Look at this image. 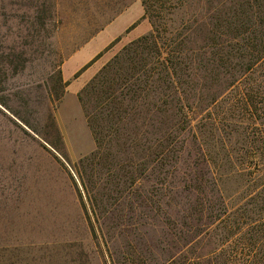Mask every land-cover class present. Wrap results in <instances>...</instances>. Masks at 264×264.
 <instances>
[{
	"label": "rangeland",
	"instance_id": "374dc122",
	"mask_svg": "<svg viewBox=\"0 0 264 264\" xmlns=\"http://www.w3.org/2000/svg\"><path fill=\"white\" fill-rule=\"evenodd\" d=\"M145 1L140 0L141 16L133 19L121 15L134 0H0V264H190L192 246L175 240L163 221L178 217L180 223L185 217L190 225V204L198 194L184 181L194 174L200 146L211 151L210 166L230 207L248 199L257 185L264 63L216 104L186 109L189 119L176 139L188 151L177 152L176 167H162V173H171L168 179L156 184L159 170L132 186L118 185L96 166L95 187L83 186L76 168L96 143L79 92L105 65L119 55L121 60L127 46L153 31L163 56L170 51L192 57L209 37L210 17L220 7L217 0ZM95 52L101 56L89 60ZM86 60L92 64L80 72ZM223 67L234 71L239 65L233 59ZM213 70L197 71L184 87L216 83L218 78H209ZM172 107L176 117V99ZM221 246L222 254L237 248L234 241Z\"/></svg>",
	"mask_w": 264,
	"mask_h": 264
},
{
	"label": "trees",
	"instance_id": "16d2710c",
	"mask_svg": "<svg viewBox=\"0 0 264 264\" xmlns=\"http://www.w3.org/2000/svg\"><path fill=\"white\" fill-rule=\"evenodd\" d=\"M217 3L220 7L210 17L209 37L204 45L192 51V57L170 51L163 56L153 31L127 46L121 60L119 55L105 65L79 92L96 143L95 150L79 160L76 168L85 189L88 190V184L95 187L96 166L100 172L105 170L108 181L118 185L132 186L139 177L142 182L159 170L153 178L155 183L168 179L171 173H162V167H176L177 152L188 151L185 141L179 145L176 139L177 129L183 128L189 119L186 109L192 104L195 109L202 103L216 104L244 75L264 63V0H217ZM225 36L231 39L229 43H225ZM100 56L101 53L97 54L94 60ZM233 59L237 60L238 69L223 67ZM91 64L92 61L80 72ZM208 66L215 69V75L209 78H218L216 83L184 87L186 78L196 79V72ZM59 79L62 82L61 75ZM175 99L176 117L170 113ZM257 134L260 145L254 161L259 172L255 177L257 185L246 194L248 199L233 207L222 196L223 183L210 166L211 151L200 146L202 153L195 156L191 166L194 174H187L189 181H184L190 193L198 194L190 204V225L183 216L180 223L178 217L170 220L167 216L163 221L174 230L175 240L182 246H192L190 264H230L239 259L244 260L243 264H264V133ZM114 147L117 149L113 150ZM134 166L135 171L130 169ZM141 195H144L142 186ZM204 195H212L213 199H205ZM205 202L209 205H204ZM83 204L86 206L84 201ZM233 241L237 248L222 254L221 245Z\"/></svg>",
	"mask_w": 264,
	"mask_h": 264
},
{
	"label": "crops",
	"instance_id": "0c3cea01",
	"mask_svg": "<svg viewBox=\"0 0 264 264\" xmlns=\"http://www.w3.org/2000/svg\"><path fill=\"white\" fill-rule=\"evenodd\" d=\"M127 9H129V13H123L121 16H124V15H128V16H132L134 17L133 19H136V17H140L141 16V12H140V8H141V3H140V0H134V2H132L131 4H127L126 5ZM78 52V51H77ZM77 52H75L70 58H72ZM97 52H95V54H93L89 60L94 56L96 55ZM89 60H86L84 61L80 66H84L85 63H87ZM80 66L77 67V69L75 70V72L80 68ZM74 72V73H75ZM63 74H64V69H63ZM65 78H66V75L64 74ZM68 78V77H67Z\"/></svg>",
	"mask_w": 264,
	"mask_h": 264
}]
</instances>
